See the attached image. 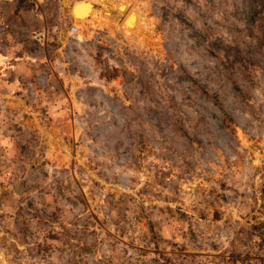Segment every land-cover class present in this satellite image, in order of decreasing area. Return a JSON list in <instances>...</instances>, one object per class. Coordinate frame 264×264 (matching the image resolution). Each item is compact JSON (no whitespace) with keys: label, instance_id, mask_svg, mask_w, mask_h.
Here are the masks:
<instances>
[{"label":"rangeland","instance_id":"obj_1","mask_svg":"<svg viewBox=\"0 0 264 264\" xmlns=\"http://www.w3.org/2000/svg\"><path fill=\"white\" fill-rule=\"evenodd\" d=\"M31 1L0 22V264H264V0Z\"/></svg>","mask_w":264,"mask_h":264},{"label":"crops","instance_id":"obj_2","mask_svg":"<svg viewBox=\"0 0 264 264\" xmlns=\"http://www.w3.org/2000/svg\"><path fill=\"white\" fill-rule=\"evenodd\" d=\"M31 6V0H0V22L2 23L4 21V28L10 27L9 24L6 26V23L8 22L7 17L11 16L16 19L18 15H23L30 10ZM28 31L29 33H32L30 28Z\"/></svg>","mask_w":264,"mask_h":264},{"label":"bare ground","instance_id":"obj_3","mask_svg":"<svg viewBox=\"0 0 264 264\" xmlns=\"http://www.w3.org/2000/svg\"><path fill=\"white\" fill-rule=\"evenodd\" d=\"M80 4H89V1H84V0H83V1H79V3L75 4V7H74V8L76 9V7L79 6ZM92 9H93V7H92ZM131 13H132V12H131ZM131 13H130L128 16H130ZM74 16H76V13H75ZM128 18H129V17H127L126 20H127ZM126 20L124 21L123 26H124ZM137 29H138V28H136V29L129 28V30H137ZM129 30H128V31H129ZM126 31H127V30H126Z\"/></svg>","mask_w":264,"mask_h":264},{"label":"built area","instance_id":"obj_4","mask_svg":"<svg viewBox=\"0 0 264 264\" xmlns=\"http://www.w3.org/2000/svg\"><path fill=\"white\" fill-rule=\"evenodd\" d=\"M78 27L75 23H72V25L70 26V32L73 33L75 31H77Z\"/></svg>","mask_w":264,"mask_h":264},{"label":"water","instance_id":"obj_5","mask_svg":"<svg viewBox=\"0 0 264 264\" xmlns=\"http://www.w3.org/2000/svg\"><path fill=\"white\" fill-rule=\"evenodd\" d=\"M92 7L94 8V5L92 4ZM133 12V11H132ZM122 26H123V23H122ZM123 29V28H122Z\"/></svg>","mask_w":264,"mask_h":264},{"label":"trees","instance_id":"obj_6","mask_svg":"<svg viewBox=\"0 0 264 264\" xmlns=\"http://www.w3.org/2000/svg\"><path fill=\"white\" fill-rule=\"evenodd\" d=\"M216 102V101H215ZM250 260V259H249Z\"/></svg>","mask_w":264,"mask_h":264}]
</instances>
